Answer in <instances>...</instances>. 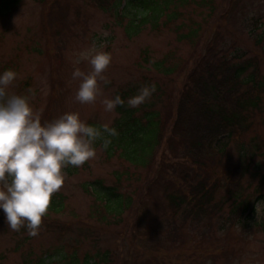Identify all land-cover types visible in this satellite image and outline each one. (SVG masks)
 I'll list each match as a JSON object with an SVG mask.
<instances>
[{"label":"rangeland","instance_id":"obj_1","mask_svg":"<svg viewBox=\"0 0 264 264\" xmlns=\"http://www.w3.org/2000/svg\"><path fill=\"white\" fill-rule=\"evenodd\" d=\"M99 1L102 6L98 0H21L12 10L0 12V73H16L9 94L27 96L42 122L78 112L89 125L111 128L118 115L115 110L105 111L102 101L133 89L135 96L141 87L152 84L156 91L132 109L140 112L149 106L172 120L189 73L223 60L252 61L249 71L258 69L264 81V0L177 5L171 12L182 14L178 21L165 26L161 22L158 30L146 26L136 36L127 35L129 0ZM193 30L198 33L192 41L181 38ZM93 44L103 45L111 54L103 73L108 83H100L101 95L94 103L81 104L75 100L80 80L72 74L76 68L91 71L80 53ZM162 59L175 68L173 74L163 75L145 64ZM252 116L251 131L241 137L243 144H231L218 166L226 178L201 221L187 220L180 212L184 207L175 210L169 205V196L184 188L183 173L192 179L197 170L176 137L168 149L159 150L153 167L145 169L130 166L117 155L108 158L98 142L95 157L75 167L74 174L64 169L65 182L53 195L64 198L63 211L47 212L36 236L23 228L9 229L0 210V264L72 260L83 264L87 259L89 264H264V233L254 226L264 218V201L254 196L264 169L254 168L262 158L253 149L264 140V95L261 109ZM241 147L253 153L240 158ZM210 170L211 166L203 172ZM117 178L121 192L134 203L121 219L104 218L97 210L99 203L83 187L96 181L113 186ZM245 201L251 204L249 210L254 209L248 228L241 227V208L232 210Z\"/></svg>","mask_w":264,"mask_h":264},{"label":"trees","instance_id":"obj_2","mask_svg":"<svg viewBox=\"0 0 264 264\" xmlns=\"http://www.w3.org/2000/svg\"><path fill=\"white\" fill-rule=\"evenodd\" d=\"M20 1L0 0V12L12 10ZM115 1L118 3L121 0ZM129 1L132 5L129 10H127L128 5L126 6L127 13L125 10L128 17L127 35L131 32L134 36L146 26L158 30L161 22H164L165 26L178 21L182 14L177 10L171 12L172 7L177 8V5L209 7L211 4V0ZM98 3L102 6L99 0ZM116 3L113 5L115 9ZM197 33L198 30H193L181 38L192 41ZM145 64L155 72L166 76L173 74L175 70L174 67H168L163 59L152 64L146 60ZM251 67V61L234 64L227 60L215 65L205 64L197 67L200 69L188 75V85L182 90L185 92L175 103V116L172 120L169 116L165 118V115H162V117L158 111L149 106L144 107L140 112L130 108L127 100L134 96L136 90L120 93L124 105L116 107L118 119L111 127L116 129L117 135L109 136L101 128L103 139L96 141L95 146L101 142V149L108 158L117 155L120 161L128 165L145 169L153 167L159 150L164 146L168 149L174 144L176 137L183 148L184 156L197 170L192 179L190 176L185 177V172L183 173L184 188H179L175 195L169 196V205L175 210L184 207L180 212L187 220L192 217L195 221H201L205 218L204 209L208 205H213L215 195L226 178L224 173L218 172V166L226 157L231 144L238 146L243 144L241 137L251 131L252 115L259 111L263 104L264 81L258 69L253 68L249 71ZM168 133L170 135L166 138ZM105 139L110 141L107 148L103 147ZM253 149H256L258 156L262 158L260 165L254 168L264 169V140L255 144ZM252 153L253 150L250 153L243 147L239 149L240 158H248ZM165 157L166 154H163L162 159ZM210 166V172H203ZM73 169L75 167H70L65 172L74 174ZM119 181L120 179L117 178L115 184L109 187L96 181L92 184L95 186L92 192L87 187H83L84 192L91 194L99 203L97 210L105 214L99 213L104 218L112 216L121 219L124 210H129L133 206V199L121 192ZM259 182V189L254 191V196L256 201H264V176ZM58 199L59 197H52L48 211L59 213L63 210L62 203ZM249 205V202L245 201L244 205L239 204L232 209L236 213L241 208V227L248 228V219L251 215L249 212L253 213L252 209L249 210ZM233 211L231 213H234ZM254 226L264 233V218ZM104 258L102 261L107 263L106 257ZM89 262L90 259H87L83 264ZM68 264L77 263L72 260Z\"/></svg>","mask_w":264,"mask_h":264},{"label":"clouds","instance_id":"obj_3","mask_svg":"<svg viewBox=\"0 0 264 264\" xmlns=\"http://www.w3.org/2000/svg\"><path fill=\"white\" fill-rule=\"evenodd\" d=\"M91 71L79 68L73 79H79L75 100L81 104L94 103L101 95L103 73L110 65L111 54L93 44L80 53ZM79 62V61H78ZM16 78L12 70L0 73V210L7 227L13 231L22 228L36 236L47 214L51 199L65 182L64 169L79 168L96 155L95 144L102 131L80 118L78 112H66L51 121L41 120L27 96L9 94L8 88ZM156 91V85H145L127 104L136 108ZM105 111L123 106L119 94L102 101ZM103 132L116 136L115 128L103 126ZM110 141L105 139L103 147Z\"/></svg>","mask_w":264,"mask_h":264}]
</instances>
